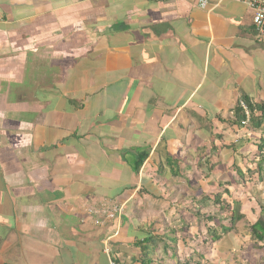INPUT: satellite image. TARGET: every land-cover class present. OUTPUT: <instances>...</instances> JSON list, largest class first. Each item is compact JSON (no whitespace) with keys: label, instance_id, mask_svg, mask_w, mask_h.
<instances>
[{"label":"crops","instance_id":"crops-1","mask_svg":"<svg viewBox=\"0 0 264 264\" xmlns=\"http://www.w3.org/2000/svg\"><path fill=\"white\" fill-rule=\"evenodd\" d=\"M207 1L0 0V264H141L148 234L176 240L155 264H264V113L233 115L264 106V40L244 2ZM223 189L233 225L197 204ZM210 211L231 230L207 248Z\"/></svg>","mask_w":264,"mask_h":264},{"label":"trees","instance_id":"trees-1","mask_svg":"<svg viewBox=\"0 0 264 264\" xmlns=\"http://www.w3.org/2000/svg\"><path fill=\"white\" fill-rule=\"evenodd\" d=\"M243 102H246L245 107L251 113L250 119L247 122V126H251L252 128H257L259 127L260 121L263 117L264 113V106L263 105H255L252 106L250 105L245 99H243ZM255 111H260V116H253V113ZM233 115L235 118V124L241 126V122L244 121V113L243 110L240 108L239 103L236 104ZM260 117V118H256ZM256 148V154L254 155V169L253 173L251 171H248V178L249 181L254 179V175L257 176L258 182L261 181L262 179V162H264V137H260L259 141L255 144ZM145 157L142 156L140 160H138L136 164V168H138L141 164V161ZM222 195H226L228 197V201L224 198H222ZM228 196V191L223 189L220 193L216 194H211V196H206L204 197L201 202H197L198 205L203 206L204 209L210 210L217 208L219 211L223 212L224 214H227L228 217L230 218V224L233 225L235 222L241 219V216L238 214L236 211V208H233V210H230V205L225 202H229ZM232 202H235L232 200ZM264 209H260V216L256 220L255 223L250 225L249 231H250V237L251 240L258 244L261 247H264ZM195 217L200 220H202L205 224V237L203 239V242L205 243L206 247L209 248L212 245H214L217 241L221 239V237L228 233L231 228H225L221 227L219 223L216 222L214 218V214L210 211L205 214H199L198 212L195 214ZM232 227V226H231ZM167 242L170 244L175 245L176 240L175 239H168L166 236L161 237H156L149 235L146 237V239H143L140 242H137L136 247L140 251V256H141V264H155V261L151 260V257L154 254L155 249L157 248H163V251L166 250L167 248ZM174 249V248H172ZM174 264H190L188 261H177Z\"/></svg>","mask_w":264,"mask_h":264},{"label":"built area","instance_id":"built-area-1","mask_svg":"<svg viewBox=\"0 0 264 264\" xmlns=\"http://www.w3.org/2000/svg\"><path fill=\"white\" fill-rule=\"evenodd\" d=\"M235 1H242L247 5L252 14V24L255 31V38L258 41L264 40V0ZM207 3V0H197V5L201 9H205L207 7ZM239 106L243 110L245 117L244 121L241 122V126H245L250 119V113L242 102L239 103ZM85 213L90 217H94L100 220L101 223H109L120 219V217L123 215V205L115 204L112 202H100L98 206L86 209Z\"/></svg>","mask_w":264,"mask_h":264}]
</instances>
